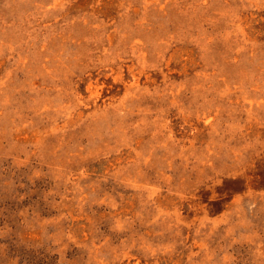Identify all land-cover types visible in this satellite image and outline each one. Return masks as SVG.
Returning a JSON list of instances; mask_svg holds the SVG:
<instances>
[{"label":"rangeland","instance_id":"1","mask_svg":"<svg viewBox=\"0 0 264 264\" xmlns=\"http://www.w3.org/2000/svg\"><path fill=\"white\" fill-rule=\"evenodd\" d=\"M0 264H264V0H0Z\"/></svg>","mask_w":264,"mask_h":264}]
</instances>
